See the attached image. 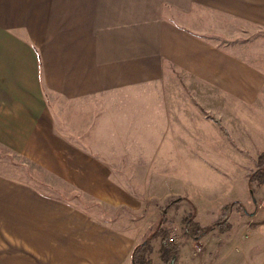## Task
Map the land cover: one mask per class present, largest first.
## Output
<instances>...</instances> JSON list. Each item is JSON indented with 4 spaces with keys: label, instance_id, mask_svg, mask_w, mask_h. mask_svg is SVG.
Here are the masks:
<instances>
[{
    "label": "crops",
    "instance_id": "obj_1",
    "mask_svg": "<svg viewBox=\"0 0 264 264\" xmlns=\"http://www.w3.org/2000/svg\"><path fill=\"white\" fill-rule=\"evenodd\" d=\"M170 1L181 15L194 7L264 30V0ZM112 96H119L106 109L115 106L114 134L99 135L98 150L79 144L90 139L88 129L64 130L61 108L58 115L48 105L56 99L85 111L88 101ZM0 147L97 205L140 211L173 196L194 206L192 195L167 182L199 190L202 173L218 172L213 176L238 173L245 183L254 166L246 157L254 162L264 152V71L208 44L151 0H0ZM227 190L223 207H249L244 189ZM248 212L264 222L259 208ZM151 220L144 229L134 222L117 229L0 170V230L11 242L0 264H31L48 254L70 264H131ZM245 231L230 243L222 234L215 256L210 246L191 248L181 264L246 258L236 246L247 244ZM258 241L255 255L264 264V237Z\"/></svg>",
    "mask_w": 264,
    "mask_h": 264
},
{
    "label": "rangeland",
    "instance_id": "obj_2",
    "mask_svg": "<svg viewBox=\"0 0 264 264\" xmlns=\"http://www.w3.org/2000/svg\"><path fill=\"white\" fill-rule=\"evenodd\" d=\"M151 1L163 7L166 17L173 18L174 22L176 21V23L180 21L186 24V27L190 28L191 31L197 35L201 34L203 40L208 44L219 49H223L228 53H231L248 62L254 68L264 71L263 29L252 25H247L245 23L243 24L236 22L224 16H213L209 14L204 15V13L201 15L199 12H194V7L192 10H190V14L186 15V17L184 14H180V10L171 8V6L168 5L169 3H172L170 0ZM212 21L215 24L214 26H212ZM116 97L119 98V96ZM116 97L112 96V98L100 101L97 99L88 101L85 111L76 110V107L72 106V104L69 105L64 101L56 99H51L48 102V105L49 108L54 113L57 112L58 115L60 111L59 109L61 108V116H58V118L62 121L59 119L58 120L61 122L64 130L70 127L75 129V131L88 129V135L90 136V139L80 142L79 144L85 148L90 147L87 149L95 148V150H98L100 145L98 144L99 135L114 134V128L109 129L108 126L114 123L115 112L113 110H115V106L108 110L106 109L108 108V105L112 106V103L117 100ZM126 97L127 96H124L123 99L125 100ZM77 116H80V118L85 120V126H82V120H78ZM105 144L111 146L114 143L111 142ZM246 158L247 160L244 162V164L247 165L249 163L254 166L248 171V173H246L245 183L243 182V179L237 180L238 173L226 175L225 177L213 176V174H217L218 172H209L207 174L202 173L200 175L201 183L199 185V190L193 185H187L184 183L180 184L179 182H176V184L179 185L177 186L173 182L170 184L167 182L171 190L182 189L184 191V195H192L193 198H195L193 201L195 207L187 198L172 196L164 198L163 201H154L152 202L154 205L152 204L149 207L147 206L141 208L142 210L140 209V211L139 208L136 211H133L129 208H123L122 210L108 207L106 205H97L87 196L83 195L79 190L71 188L70 183L64 179H59L58 177L43 173L36 164L30 163L2 147H0V170L3 171L6 176L15 180L23 181L27 184L31 183V185L39 192L56 198L57 200L64 201V203L68 202V204H70V201H73L76 207L86 210L90 214L101 219H106L110 225H113L117 229L124 230L125 227L130 226L132 222H134V225H137V228L144 225L142 227V229H144L148 225V220L150 221L151 218H153L154 220H151L152 222L149 226V229L146 234L143 235L139 244L145 240L151 239L156 233V236L158 235L157 238L150 243L152 253L149 255V257L152 261V264H162L157 252L161 246L162 239L164 235L169 238L175 237L174 244L181 243L178 257V264H181L184 260L183 258L186 257L184 253L186 254L188 252L190 254L191 248L197 252L199 251V248L204 249V247L210 246L209 253L215 256V248L219 246L218 242L222 238V234L216 230H213L203 236L204 238L202 237L203 241L201 240L202 238L197 241L189 239L192 241L191 244H185L187 239L183 238L181 221L186 213H190L192 211V207L196 209V222L204 224L203 226H211L219 218V210L223 203V201L220 202V195L221 193L224 194L228 192V185L229 188H234L236 190V195L240 194L242 189H244L246 201L247 203H251H249V207H246L248 210H252V208H259V205L264 202V182L261 185H256L255 182L249 183L248 180L251 176H253L257 159H255L253 162L249 156ZM235 162L237 163L239 160L236 159ZM199 174L200 172L198 175ZM128 177L130 178L131 176ZM222 184H224V189L220 190V188H222ZM253 201H256L255 204H253ZM230 203L232 202H229L228 204ZM234 209L238 210V205H235ZM149 210H152L151 213H153V215L149 213L148 219L146 216ZM262 212H260V215L263 217L262 220L264 221V210H262ZM228 225L230 226V230L226 232L227 234L225 237L227 239L226 241L229 243L233 238H245L244 235L241 234L244 230H246L245 232L249 234L247 241L245 240L247 243L245 244V247L242 245H236L239 246L242 251L244 250L243 254H246V258L240 255L241 259H235L230 263L228 262L227 264H258V261H260V256L258 254L255 255L254 248L259 242V237H264V234L262 235L256 233V235H252L250 234V229L254 227L256 230L259 228L261 229V227L264 226V222L259 223L256 219L248 218L245 217L244 214L241 215L238 212H234L229 218ZM6 243L9 247L11 246V242L7 239L5 232L0 230V251L2 250V252H5L7 248ZM229 246L231 245L229 244ZM11 248L15 250V252L18 251L16 246ZM58 258L59 257L50 254L41 257L34 256L31 258V264H70L69 257H61L59 262L56 261ZM210 258L214 260L213 257Z\"/></svg>",
    "mask_w": 264,
    "mask_h": 264
},
{
    "label": "trees",
    "instance_id": "obj_3",
    "mask_svg": "<svg viewBox=\"0 0 264 264\" xmlns=\"http://www.w3.org/2000/svg\"><path fill=\"white\" fill-rule=\"evenodd\" d=\"M255 166L256 168L253 176L248 180L249 183L255 182L256 185H261L264 182V152L258 156ZM235 205H238V210L234 209ZM234 212H238L241 215H250L243 206L238 202H234L222 208L219 218L211 226L202 227L195 221L196 209L192 207V211L186 213L181 221L183 238L197 241L213 230L218 231L220 234L226 233L230 230L228 222L231 214ZM157 236L155 233L151 239L143 241L134 248L131 255V264H152L149 257L152 253L150 243L156 239ZM180 244L181 243H171L169 237L164 235L161 246L157 251L162 264H178Z\"/></svg>",
    "mask_w": 264,
    "mask_h": 264
},
{
    "label": "built area",
    "instance_id": "obj_4",
    "mask_svg": "<svg viewBox=\"0 0 264 264\" xmlns=\"http://www.w3.org/2000/svg\"><path fill=\"white\" fill-rule=\"evenodd\" d=\"M259 208L262 209V210H264V202L259 205ZM174 240H175V237H170L169 238V241L171 243H174ZM198 250H200V248Z\"/></svg>",
    "mask_w": 264,
    "mask_h": 264
},
{
    "label": "water",
    "instance_id": "obj_5",
    "mask_svg": "<svg viewBox=\"0 0 264 264\" xmlns=\"http://www.w3.org/2000/svg\"><path fill=\"white\" fill-rule=\"evenodd\" d=\"M172 264V263H171Z\"/></svg>",
    "mask_w": 264,
    "mask_h": 264
}]
</instances>
